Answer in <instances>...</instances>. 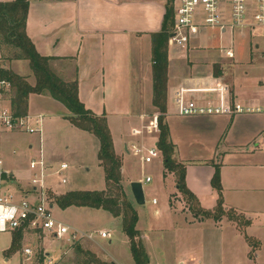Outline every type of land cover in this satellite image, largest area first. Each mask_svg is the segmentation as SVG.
I'll use <instances>...</instances> for the list:
<instances>
[{"label": "crops", "instance_id": "0c3cea01", "mask_svg": "<svg viewBox=\"0 0 264 264\" xmlns=\"http://www.w3.org/2000/svg\"><path fill=\"white\" fill-rule=\"evenodd\" d=\"M5 1L12 0H0V2ZM175 1L29 0L26 19L27 34L37 51L53 58L50 61L51 68L65 80L77 78L80 100L95 114H105L114 150L122 160V183L138 213L137 228L146 251L148 244H151L156 236L162 237L164 232L172 231L177 240L180 238L182 241L194 242L193 238L198 225L205 221H212L213 228H215L221 224L219 222L222 218H227L223 216L219 220H214L194 216L177 190L175 174L166 171L164 167L159 175L161 201L153 198L152 206L141 215L140 205L135 203L132 196L130 183L141 181L144 194L145 186L142 179L133 177V173L130 176L126 175L127 166L124 165V159L133 152L131 143L136 142L137 146L142 148V153L133 152L134 155L139 156L141 161H144L142 156L146 154L145 148L156 146L158 131L153 130L142 136H133L131 129L148 124L152 117L158 115L152 104L151 34L161 28L165 3L171 2L174 8ZM235 34L245 38L248 57L249 46H252L255 51H259L260 45L251 38V30L244 29ZM235 34L231 37L227 31L204 29L192 36L185 47L168 45V92L165 118L169 127L170 139L175 144L174 158L185 164L186 185L196 195L199 205L208 210H212L216 205L218 194L212 188L210 181L214 173V164H218L224 209H232L234 213L243 216L250 222V219L245 217V213L255 210L253 208L256 206H263L261 192L264 191V153L258 148L256 140L260 137L264 140V102L259 104V100L255 97L260 93V87L264 83L260 81L259 85L249 87L252 82L246 81L245 77L249 75L245 72L244 75L234 77L235 87H229L227 81L222 80L221 70L219 73L214 69L211 71V60L215 62L220 59L223 65L224 63L227 65L231 61L230 59L236 57L235 49L234 58H227L222 51L223 47L229 45L231 39L234 41ZM224 37L227 38V44L221 43ZM212 38L218 39L219 45L210 42ZM182 62H188L189 66L182 65ZM1 63L3 66L10 67L15 73H17L15 68L26 70L19 60ZM20 75L25 76L24 74ZM219 85L225 86L224 89L221 88V91L225 93L228 102L261 106L263 111L213 115H179L176 113V97L180 93L186 99L196 100L200 103H216L220 93L215 88ZM36 96L34 94L29 96L28 113L41 114L44 119L48 111L56 112L54 115L60 116L55 123L58 130L67 132L70 141L74 144L95 143L96 153L98 152L97 138L69 123L65 119V116L69 114L68 110L51 97L45 96L51 100H47L42 105L47 111L32 109L31 104ZM111 121L116 123L115 126H121L124 121L134 123L129 131L130 135L127 134L122 141L118 140V144L112 132ZM173 121H187V123L190 121L197 127L191 128L190 131L185 130L183 133L177 130L178 133L175 134L173 128L170 127ZM42 142L43 150L44 139ZM181 143L184 144V149ZM250 143H253L254 146L249 148ZM28 147L29 150L34 148L31 143L28 144ZM244 147L246 148L244 149ZM189 152L191 153L188 157ZM201 153L204 154L201 155ZM159 155L162 158L160 151ZM43 156L50 169L57 166L58 162L53 161V158L48 155L45 156L44 151ZM153 159L149 162H152ZM2 172L8 173L10 176L14 175L12 172H7V169ZM170 175L173 178L171 189L167 184V178ZM102 176L103 180L98 187H74L71 185V187L60 191L61 184L58 181H53L47 185V189L53 191L54 194H62L70 190H101L105 187L103 170ZM146 177L150 178L149 175ZM151 181L150 178L147 182ZM10 183L18 185V193L14 195L16 200L24 197L34 200V193L30 186L13 180ZM52 206L74 214H80L83 210V207L71 206L60 209L56 205ZM178 220L180 224L177 223ZM227 221L231 224L234 223L233 225L237 229L235 221L229 219ZM9 231L10 234L8 231L0 232L7 233V238L0 246V250H6L11 245L13 230ZM46 235H48L46 232L23 229L20 248L17 251L23 254V249L26 247L22 245L24 241H33L34 236H39L42 241ZM256 241V245H258L260 241ZM192 242H188L182 254H178L180 255L179 264H210L209 259L202 261L197 257L198 246ZM45 253L48 252L44 251ZM147 253L150 264H161L149 252ZM5 260L8 261V259Z\"/></svg>", "mask_w": 264, "mask_h": 264}, {"label": "rangeland", "instance_id": "374dc122", "mask_svg": "<svg viewBox=\"0 0 264 264\" xmlns=\"http://www.w3.org/2000/svg\"><path fill=\"white\" fill-rule=\"evenodd\" d=\"M236 35L234 37L236 57L230 59L231 61L227 65L224 63V68L220 59L215 62L211 60V71L214 69V71L219 73L221 70V77L224 78L222 80L227 81L229 87H235L233 84L234 77L244 75L245 72L249 75L245 77L246 81L252 82L249 87L259 85L260 81L264 83L263 34L260 29L252 31L251 38L259 43L260 46L259 51H255L252 46H249V57L246 53L245 38L240 37L242 35ZM210 42L219 45L218 39L212 38ZM221 43L227 44V38L224 37ZM5 53L9 55L11 51L6 48ZM19 61H21L27 71L15 68L16 72L25 76L28 74L26 76V78L28 77L27 80L33 83L35 79L29 68L28 61ZM181 64L189 66L188 62H182ZM260 89V93L255 97L259 100V104L264 102V84ZM10 93L11 91L6 94V97L8 96L7 99H9ZM45 96L48 95L34 97L35 99L31 104L32 109L44 111L45 109L42 105L47 100H51ZM47 113L42 122L44 154L53 158V161H57V165L62 161L68 164V169L65 172L67 183L61 184L59 190H65L71 185H74V187H98L101 180H103V176L102 168L98 164L95 143H72L67 132L58 130L55 127V123L60 116L58 114L54 115L56 112L48 111ZM191 123L190 121L188 123L187 121H173L170 127L173 128L175 134L178 133L177 130L183 133L185 130L190 131L191 128L197 127L196 124ZM115 124L111 121L112 132L118 144V140L122 141L127 134L128 136L130 135L129 131L134 123L124 121L121 126H115ZM256 141L258 142V148L264 153V140L260 137ZM30 143L34 147L33 150H29L28 144ZM38 144L39 135L37 133L29 134L23 131L0 130V159L2 160L0 172L7 169V172L14 174L10 176L8 173H4L5 176L3 178L0 176V194L16 195L18 193V185L16 183L11 184L10 181L12 180L28 187L30 186L31 170L29 168V160L37 158L36 150ZM181 144L184 149V144ZM253 146V143L249 144V148ZM190 153L187 154L188 157ZM124 165L127 166L126 175L130 176L133 173V177L142 179L145 186V202L139 207L142 215L143 212H147L148 208L152 206L151 200L153 198L161 201L159 197L161 194L159 175L163 168L162 158L159 155L156 158L154 157L152 162H144L140 160L139 156L131 152L130 156L124 159ZM146 175L150 176L151 182L145 181ZM167 179L168 187L171 189L173 178L170 175ZM53 181H57L55 176L46 178V185H50ZM261 197L263 198V206H256L253 208L255 210L245 213V217L250 219L249 224L243 225L245 218L235 214L237 219L235 224H237L236 226L239 224L237 229L233 225L234 223L231 224V222L227 221L228 218L225 217L219 222L221 223L220 225L217 223L219 226L215 228H213L212 221H205L203 224L198 225L197 232L193 238L194 242L188 241L197 244H195L199 250L197 257L200 260L202 259V261L209 259L210 264H264V191L261 192ZM173 201H175V198H173ZM52 207H54L52 212L55 217L82 232L91 233L93 238L82 239L76 243L68 244L64 240L55 239L50 235H46L42 241L39 236H34L35 239L33 241L26 240L22 244L24 247L26 246L25 248H30L32 251L31 255L22 254L20 251L5 255V249L0 250V264H42L43 259L46 257L44 251L48 252L50 257L53 258V264H87L88 257L76 250L77 244L83 249L93 252L102 260L111 261L114 264H134L129 251L128 237L122 230L121 218L114 217L103 209L83 207L80 214H74L69 213V211L58 210L55 206ZM70 210L72 211L73 209ZM189 218H191L190 215ZM177 223L180 224V221ZM102 229L107 232L106 237L98 235L97 232ZM6 236L7 233H0V246L7 238ZM246 238H251L250 243ZM255 239L260 241L258 245H256L257 241ZM188 242L182 241L180 238L177 240L174 232L168 231L164 232L162 237L158 238L156 236L151 241V244H148L147 252L161 264H179L180 255L178 254H182ZM5 259H8V261Z\"/></svg>", "mask_w": 264, "mask_h": 264}, {"label": "trees", "instance_id": "16d2710c", "mask_svg": "<svg viewBox=\"0 0 264 264\" xmlns=\"http://www.w3.org/2000/svg\"><path fill=\"white\" fill-rule=\"evenodd\" d=\"M29 0H12L0 2V78H5L12 85L10 104L17 115H24L28 110V99L31 94L48 95L61 104L69 112L65 119L73 126L87 131L99 142L97 152L98 164L103 170L105 187L101 190H70L62 194H54L48 190L47 199L50 205L60 209L68 207H88L103 209L112 216L121 218L122 230L129 240V251L134 264H150L149 255L137 228L138 213L127 195L122 183V160L115 152L111 131L105 114L97 115L88 109L78 95V80L63 79L51 68L50 56L40 54L26 31V19ZM174 21L173 5L165 3L162 24L159 31L151 34L152 59V104L157 110L158 137L156 146L161 152L163 167L173 172L176 177V187L194 216L219 220L226 216L237 221L234 210H225L221 197V181L219 165L214 164L211 186L217 192L218 198L212 210L199 205L196 195L191 192L185 182L186 167L174 158L175 144L170 139L169 127L166 122L167 92H168V38ZM11 54L5 53V49ZM12 60H27L35 82L31 84L26 76L15 73L1 62ZM5 172L0 174L1 178ZM32 190V189H31ZM237 223V222H236ZM249 220L242 223L249 224ZM239 226V224H238ZM23 228L12 231V242L5 255H10L20 248ZM251 238H247L250 243ZM76 250L88 257L87 264H114L102 260L93 252L83 249L79 244Z\"/></svg>", "mask_w": 264, "mask_h": 264}, {"label": "built area", "instance_id": "2783aa9c", "mask_svg": "<svg viewBox=\"0 0 264 264\" xmlns=\"http://www.w3.org/2000/svg\"><path fill=\"white\" fill-rule=\"evenodd\" d=\"M174 21L168 38V45L185 47L190 38L204 29H217L227 31L231 37L244 29L256 31L260 29L264 38V0H176L173 8ZM227 58H234V41L222 49ZM219 87V88H218ZM225 86H217L219 98L216 103H200L196 100L186 99L183 94L176 97V113L179 115H213L261 112L263 107L250 106L240 102H228L225 93L221 91ZM12 85L9 80L0 78V130L23 131L39 135L37 158L29 160L31 170L30 187L34 193V200L27 197L16 200L14 195L0 194V232L23 228L31 231H42L55 239L64 240L71 244L82 239H92L91 233L82 232L69 224L57 219L52 212V205L47 199L46 178L55 176L60 184H65V172L68 164L59 163L56 167H48L41 147L42 122L41 114L26 113L17 115L7 99ZM186 91V89H184ZM183 93V92H182ZM4 96V97H3ZM6 97V98H5ZM158 131L157 116L139 128H132L131 135L142 136L146 132ZM134 153H142V148L137 143H131ZM146 154L142 156L149 162L158 155V148L154 146L145 148ZM2 161L0 160V165ZM146 177L145 181H149ZM155 202V200H153ZM100 237H106L105 230H99ZM26 255H31L30 248H24ZM42 264H53L49 253L44 254Z\"/></svg>", "mask_w": 264, "mask_h": 264}, {"label": "water", "instance_id": "95a60500", "mask_svg": "<svg viewBox=\"0 0 264 264\" xmlns=\"http://www.w3.org/2000/svg\"><path fill=\"white\" fill-rule=\"evenodd\" d=\"M130 190L134 201L138 205H142L145 202L143 186L141 181H132L130 183Z\"/></svg>", "mask_w": 264, "mask_h": 264}]
</instances>
